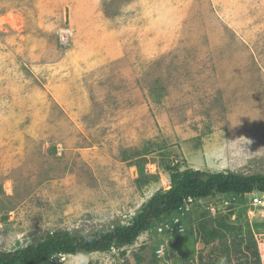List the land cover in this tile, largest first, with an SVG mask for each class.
Returning <instances> with one entry per match:
<instances>
[{"label": "rangeland", "instance_id": "rangeland-1", "mask_svg": "<svg viewBox=\"0 0 264 264\" xmlns=\"http://www.w3.org/2000/svg\"><path fill=\"white\" fill-rule=\"evenodd\" d=\"M176 166L264 175V0H0V252L127 225ZM252 199L46 264H264Z\"/></svg>", "mask_w": 264, "mask_h": 264}, {"label": "trees", "instance_id": "trees-1", "mask_svg": "<svg viewBox=\"0 0 264 264\" xmlns=\"http://www.w3.org/2000/svg\"><path fill=\"white\" fill-rule=\"evenodd\" d=\"M168 175L169 189L155 193L127 225H115L106 232L83 236L66 233L47 234L42 240L22 249L0 252V264H46L57 256L122 250L132 246L141 234L148 232L154 234L160 223L175 217L183 201L188 197L197 200H213L217 197L218 200L223 198L233 202L235 197L254 193L264 194L262 174L246 176L229 172L204 173L191 169L180 170L176 166L169 170ZM232 205L233 203L229 208ZM184 218L182 223L187 219Z\"/></svg>", "mask_w": 264, "mask_h": 264}, {"label": "built area", "instance_id": "built-area-1", "mask_svg": "<svg viewBox=\"0 0 264 264\" xmlns=\"http://www.w3.org/2000/svg\"><path fill=\"white\" fill-rule=\"evenodd\" d=\"M250 196H253V199L251 200V204L255 207L257 206H264V203L262 201V197L260 195H256V194H250ZM221 204L223 205V207L228 208L231 205V201L230 200H224L223 198L221 199ZM199 203V200L188 197L183 201L182 207H180L178 209V211L176 212L175 217H173L172 219L168 220V221H164L162 223L159 224V228L158 230H170L173 231L175 233H183L184 232V226L182 223V219L184 218L185 215H187L191 209L193 208V206L195 204ZM213 211V210H211ZM160 252V251H159ZM158 253V251H157Z\"/></svg>", "mask_w": 264, "mask_h": 264}, {"label": "clouds", "instance_id": "clouds-1", "mask_svg": "<svg viewBox=\"0 0 264 264\" xmlns=\"http://www.w3.org/2000/svg\"><path fill=\"white\" fill-rule=\"evenodd\" d=\"M250 141H248V143H242L239 141V139H237L235 141V146L239 149V152L241 155H244L246 153H248L247 149H246V145L249 144ZM80 254H76V257H79ZM218 264H227V260L225 257H221Z\"/></svg>", "mask_w": 264, "mask_h": 264}]
</instances>
